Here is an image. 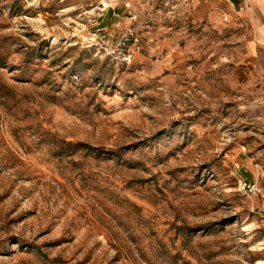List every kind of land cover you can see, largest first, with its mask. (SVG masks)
<instances>
[{
  "label": "rangeland",
  "instance_id": "1",
  "mask_svg": "<svg viewBox=\"0 0 264 264\" xmlns=\"http://www.w3.org/2000/svg\"><path fill=\"white\" fill-rule=\"evenodd\" d=\"M194 3L0 0V264H264V92Z\"/></svg>",
  "mask_w": 264,
  "mask_h": 264
},
{
  "label": "crops",
  "instance_id": "2",
  "mask_svg": "<svg viewBox=\"0 0 264 264\" xmlns=\"http://www.w3.org/2000/svg\"><path fill=\"white\" fill-rule=\"evenodd\" d=\"M194 1L197 21L207 22L229 36L225 41V60L234 64V76H239L238 70L244 73L240 85H261L263 89L264 0ZM261 89L247 94V98L258 99V92H264Z\"/></svg>",
  "mask_w": 264,
  "mask_h": 264
},
{
  "label": "built area",
  "instance_id": "3",
  "mask_svg": "<svg viewBox=\"0 0 264 264\" xmlns=\"http://www.w3.org/2000/svg\"><path fill=\"white\" fill-rule=\"evenodd\" d=\"M128 9H131V5L126 4ZM130 18L135 19L136 14L130 11ZM239 190L246 196L252 197V196H259L261 198H264V187L260 188L257 184L248 182L246 180L240 179L239 180ZM262 212L264 214V207L262 208Z\"/></svg>",
  "mask_w": 264,
  "mask_h": 264
}]
</instances>
